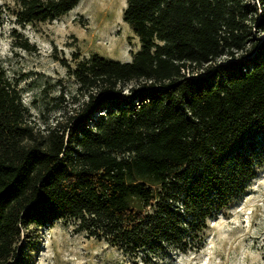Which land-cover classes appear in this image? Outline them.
Wrapping results in <instances>:
<instances>
[{
    "label": "trees",
    "instance_id": "obj_1",
    "mask_svg": "<svg viewBox=\"0 0 264 264\" xmlns=\"http://www.w3.org/2000/svg\"><path fill=\"white\" fill-rule=\"evenodd\" d=\"M244 1L127 0L141 42L131 61H62L85 96L68 130L35 128L0 65V264L32 223L72 221L145 263L200 240L264 160V38L253 33L264 5L249 17ZM78 2L18 0L17 16L53 19Z\"/></svg>",
    "mask_w": 264,
    "mask_h": 264
},
{
    "label": "rangeland",
    "instance_id": "obj_2",
    "mask_svg": "<svg viewBox=\"0 0 264 264\" xmlns=\"http://www.w3.org/2000/svg\"><path fill=\"white\" fill-rule=\"evenodd\" d=\"M244 2L248 16L259 17L264 0ZM126 6L127 0H79L53 19L23 22L17 16L18 0H0V65L16 84L35 128L42 132L60 123L68 130V118L78 113L85 99L62 61L75 67L93 55L132 60L141 42L123 21ZM253 33L257 34L254 29ZM255 34L264 38V32ZM25 40L29 48L21 46ZM225 62L222 56L215 66ZM98 115L94 113L93 119ZM257 146L263 149L264 136ZM254 173L238 197L207 216L198 231L200 240L194 238L186 251L169 250L145 263L141 252L128 254L104 239L76 231L72 221L58 220L23 228L8 264H264V160Z\"/></svg>",
    "mask_w": 264,
    "mask_h": 264
},
{
    "label": "bare ground",
    "instance_id": "obj_3",
    "mask_svg": "<svg viewBox=\"0 0 264 264\" xmlns=\"http://www.w3.org/2000/svg\"><path fill=\"white\" fill-rule=\"evenodd\" d=\"M112 45H113V42H112Z\"/></svg>",
    "mask_w": 264,
    "mask_h": 264
}]
</instances>
